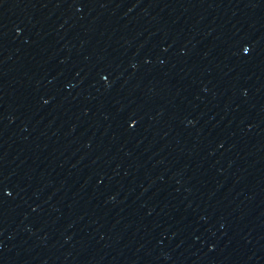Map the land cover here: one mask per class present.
Masks as SVG:
<instances>
[{
    "label": "water",
    "instance_id": "water-1",
    "mask_svg": "<svg viewBox=\"0 0 264 264\" xmlns=\"http://www.w3.org/2000/svg\"><path fill=\"white\" fill-rule=\"evenodd\" d=\"M264 78V0H232Z\"/></svg>",
    "mask_w": 264,
    "mask_h": 264
}]
</instances>
